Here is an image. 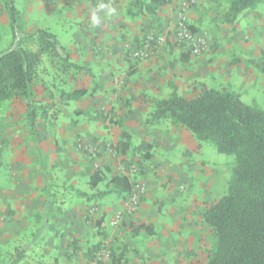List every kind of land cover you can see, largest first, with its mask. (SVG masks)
<instances>
[{
	"label": "crops",
	"instance_id": "obj_1",
	"mask_svg": "<svg viewBox=\"0 0 264 264\" xmlns=\"http://www.w3.org/2000/svg\"><path fill=\"white\" fill-rule=\"evenodd\" d=\"M25 1V7L29 12V24L26 30L33 32L40 27L50 28L56 34L59 43L68 49L69 61L75 65V67H68L64 73H73L72 77L74 78L83 77L81 73H86L91 75L93 82H95L89 86L90 90L83 85L71 91L60 92V99L69 105L71 103V123H75L79 116L88 117L96 122L100 120L104 129L112 131L110 134L115 142L119 139L121 127L105 120L106 113L102 119L101 116L97 117V114L94 115L91 111L92 108L99 107L97 102L104 94H118V100L113 101L106 112L109 110L115 112L122 123V127L130 133L132 143L135 142L134 139L136 138L140 142L145 140L151 144L152 142L165 144L167 139L164 132L176 133L179 128L168 121L166 127H161V123L152 126L144 125V120L154 109L156 100L168 97L174 90L180 95L192 96L204 86L233 91V87L246 84L252 76H258L257 71L253 72V69H257L258 72L260 69L253 60V58L260 56L256 44L251 43L247 38L243 39L242 34H235L236 27H233L235 31L232 28L233 32L228 33L227 27L231 22L224 20L219 22L217 20L218 22L203 27L204 24L208 23V20L202 17L204 12L198 4L185 8L180 0H166L165 3L158 5L153 13H149L145 9V5L150 4V0H139L140 3H136L135 0ZM110 7L114 8L115 11L109 15ZM2 9L5 10L4 14L3 12L1 14ZM93 12L100 17L99 25L91 23ZM181 13L190 28L205 36L208 41L207 50L200 55H190L185 46L175 42L173 38ZM6 24L9 26L8 14L3 1L0 0V25ZM54 26H57V29ZM255 28V25H250L252 31ZM147 32L164 33L166 43L153 49L145 59H132L129 55V47L140 45ZM62 33L68 37L62 39L60 37ZM224 36L226 37L224 38ZM228 46L229 49H227ZM44 55L42 59H44ZM248 65L251 66L250 69ZM72 67L75 69L73 72ZM64 73L59 72L60 75ZM262 75L264 76V74ZM79 88H86L88 91L82 95H73L70 99H65L62 96V94L70 93ZM38 98L40 99V97H35L37 102L40 101L45 107L43 101ZM15 99L22 100L24 103L22 97L11 100ZM89 100H91V106L86 104L82 107L72 104L80 101L88 103ZM89 111L92 115L87 114ZM45 118L43 123H47L50 127L56 124L55 120L54 122L49 120L47 113ZM40 123L42 122H38L36 119L35 127ZM50 127L38 128L37 131L34 128L33 139L27 143L35 150V164L29 168H18V176L13 179L15 186L6 187L0 177V214L2 216L6 212L9 219L8 222H1V225H5V229L0 228L5 234L10 233L9 237L18 234L20 228L21 230L25 229L26 223H28L26 220L30 216L38 222L33 230H29V233L33 234V239L37 234H77L82 226L78 196L87 199L106 198L107 202L116 196L117 199L112 206L108 204L103 206V209H106L105 212L109 214L115 207L118 208L126 204L123 199L126 195L125 192L121 194H113L112 192L103 195L96 194L98 191L110 190V177L106 178V181L103 180L98 183L94 188L89 185L90 164L82 153L74 149L73 145L76 132L72 131L75 129L80 134L82 126L67 132H63L62 129L59 132ZM83 132L85 131L83 130ZM11 133L14 136L15 131ZM180 133L183 135L184 130ZM60 134L62 136H59ZM83 137L89 139L88 135ZM134 145L136 144L134 143ZM13 148H17V146ZM57 149H59V153ZM17 152L19 158L16 154L13 155L11 157L12 164L17 163L18 167L19 163L26 161L29 165L26 157L22 155V150H17ZM46 154L48 155L46 156ZM149 154H151V150ZM58 161L60 162L56 166ZM100 161L107 166L112 163L110 158L104 159L102 157ZM45 163L47 164L46 167ZM41 164L45 169L40 167ZM157 166L155 169H151V165L146 163L143 167L141 178L147 184L145 197L149 195L147 177L156 174L158 171H166L170 174H174L175 170L179 171L176 166L166 168L161 163H158ZM84 179L87 182V189L80 187ZM106 186L108 187L106 188ZM67 197H69V202ZM18 200H20L19 204L16 203ZM146 201L147 198L141 202V204L144 203L143 206L134 215L127 217L125 221L129 222L130 227L133 223L152 224L151 233L141 230L151 237L146 239L143 245L138 246V248L132 247L129 250L120 248L114 252L116 257L121 256L120 264H163L166 257L164 251H167L166 254L170 256L175 250L182 252L187 250L188 237L176 234V238L173 239L170 232L174 228H178L188 234L189 230L185 225L188 223L184 216L194 215L192 211L193 200H191L190 210L181 218L179 217L173 227L160 220L151 204H146ZM174 205L177 204L170 203L169 214H180V211H177L179 207L176 208ZM102 215L104 226V210ZM20 218H22L21 222L19 221ZM158 239L161 240L160 243ZM21 251L24 252L22 257H25L27 248H21ZM14 262L19 263L17 253H15L10 264H15Z\"/></svg>",
	"mask_w": 264,
	"mask_h": 264
},
{
	"label": "rangeland",
	"instance_id": "obj_2",
	"mask_svg": "<svg viewBox=\"0 0 264 264\" xmlns=\"http://www.w3.org/2000/svg\"><path fill=\"white\" fill-rule=\"evenodd\" d=\"M20 1L15 0L17 8L22 13L20 15L21 19L19 18V25L23 30H26L29 24V12H27V7H25L26 1ZM230 1L195 0L185 8L197 4L201 6V10L204 12L202 17L208 20V23L204 24L203 27H207L209 24L218 22L217 20L219 22L223 21L222 13L228 8ZM180 2L187 4L186 0H180ZM2 12L4 14L5 10L2 9L1 14ZM7 24L0 25V49L6 48L11 41L10 26ZM186 24L188 25L187 21ZM251 24L256 27L254 31L250 29ZM57 26H54V28L57 29ZM233 27H236V31ZM227 28L228 33H232L234 30L235 34H242L243 39L247 38L251 43H255L260 51V56L253 58L258 69L260 68L259 72L257 69H253V72L257 71L258 76H252V78L250 76L251 79L246 84L236 83L239 85L233 87L232 90L240 96V99L244 103L264 110V76L262 75L264 74V0H260L256 6L244 10ZM148 36H152L156 40L162 37L163 40L159 41L158 46L166 43V35L164 33L147 32L140 45L129 47V55L132 59L142 60L148 57L139 58L134 55L135 51L145 44ZM60 37L63 39V37L68 36L62 33ZM227 49H229V46ZM55 63L56 61L52 62L47 55H44V59H42L40 64L39 77L34 84V96L36 98L40 97L38 99L43 101L42 103H44L45 107L42 106L40 101L35 102V119L42 123L36 127L34 124L33 128H36L37 131L38 128L45 129L47 126L50 127L47 123H43V119H46V112L49 120L53 122L55 120L56 124L50 128H54L56 131L60 132L62 129L63 132H67L82 126L80 128L81 135L75 129L72 131L76 132L73 145L74 149L82 153L86 161L89 162V172L91 173L97 168L106 167L108 168V171H106L107 178L112 175H125L131 182V190L125 192L126 198L124 197L123 199L126 201V204L118 208L115 207L111 214L105 212L106 209H103V206L106 204L112 206L117 199L116 196L112 197L110 202H107L106 198L87 199L78 196L82 224L80 231H78L79 234H37L35 239H33V234L29 233V230H33V227H36L38 222L31 216L26 220L28 222L26 223L27 225L25 224L26 228L22 230L20 228V232L13 234V236L9 237L10 233L7 235L0 228V264H10L15 253L20 252L21 248L24 247L27 248L26 256L19 258V263L15 264H90L92 259L90 260L87 252L91 248L94 249L92 262L99 260L104 264H110L112 253L118 251L120 248H126V250L132 247L138 248V246L143 245L146 239L151 237L143 231L137 235H133L134 232L129 222L125 221L127 217L134 215L143 206L144 203L141 204V202L146 198V204H151L156 216L171 227L176 225L179 217L181 218L183 214H187L190 210L191 200H193L194 207H192V211L194 215L189 214L184 216L189 225L185 224L187 230H189L188 234H185L186 232L178 228H174L170 232L173 239L176 238V234L188 237L187 250H184V253L175 250L170 256L166 254L167 251H164L166 257L163 260V264H168V262L170 264H204L214 246L215 236L209 226L203 221L201 213L204 206L225 193L234 163V156L218 152L210 141L198 140L190 131L178 126L176 128L179 129H177L178 132L176 133L164 132L167 139L165 144L152 142V156L149 160L144 159L142 154L136 149V146L140 143L136 138L127 154L122 158H118L114 151L116 142L110 134L112 131L104 129L100 120L97 123L93 119L84 116L77 117L76 124L74 122L72 124L70 118L71 103L69 105L59 97L60 92L71 91L83 85L87 86L86 88L90 90L89 86L95 83L91 75L81 73L83 77L79 74V78H74L72 77L73 73L65 74L60 69L59 63ZM69 66L71 67L68 64ZM248 67L249 69L251 68L250 65ZM71 69L72 72L75 70L74 67ZM59 72H63L64 74L60 75ZM196 88L198 89V87ZM118 97V94L115 95L114 93L102 95L97 102L99 107L92 108V114H97V117L101 116L103 119L107 109L113 101L118 100ZM26 102V99H24V103H22V100L18 101L17 99L8 100L0 107V177L6 187L15 186L13 179L18 176V168H29V166L31 167L35 164V150L27 143L33 139L32 134L34 129L30 128L31 111ZM72 104L82 107L86 104H90L91 106V100L88 103L80 101L77 103L73 102ZM81 119L82 121H80ZM166 123L167 121H163L161 127H166ZM98 130L103 132H99ZM182 130H184L183 135L180 133ZM12 131H15L14 136L11 133ZM85 135H88L89 139L84 138L83 136ZM59 136L62 135L60 134ZM189 136L192 137L190 138ZM14 146H17V148H13ZM64 148L66 149V147ZM11 150L14 151L12 152ZM17 150H22V155L26 157L29 165L26 161L19 163L18 167L17 163L12 164L11 157L13 155L16 154L19 158ZM57 152L59 153V149H57ZM102 157L104 159H111L112 163L110 166L100 161ZM59 162H56V166H58ZM146 163L151 165V169H155V167H158V163H161L166 168L176 166L179 171L175 170L174 174L158 171L156 174L147 177L149 181V195L145 197L147 184L141 178V173ZM44 165L45 167L47 166L46 163ZM40 167H43V164ZM43 169L45 168L43 167ZM86 183L84 179L80 187L87 189ZM133 194H138V203L135 207H133L131 201ZM19 201H16V203ZM67 201L69 202V197H67ZM171 202L177 204L174 207H179L177 211H180V214H169ZM103 210L105 213V224L102 228H98L95 221L102 216ZM8 221L6 212L2 216L0 214V227L5 229V225H1V222ZM19 221L21 222L22 218ZM101 230H104L106 234L105 238L102 237ZM157 234H160V232H157ZM158 241L160 243L161 240L158 239Z\"/></svg>",
	"mask_w": 264,
	"mask_h": 264
},
{
	"label": "trees",
	"instance_id": "obj_3",
	"mask_svg": "<svg viewBox=\"0 0 264 264\" xmlns=\"http://www.w3.org/2000/svg\"><path fill=\"white\" fill-rule=\"evenodd\" d=\"M3 1L11 41L6 48L0 49V107L14 98L26 99L31 111L30 128H33L37 101L33 85L39 75L42 56L45 54L52 62H58L63 71L68 64L75 65L69 61L68 49L59 43L50 28L40 27L33 32L23 30L19 25L20 11L15 0ZM259 1L231 0L222 13V20L233 23L239 14L256 6ZM135 2L140 3L139 0ZM165 2L150 0L145 9L153 13L158 5ZM87 91L86 88H79L62 96L70 99ZM87 114L92 115L90 111ZM105 120L121 127L114 151L117 157L122 158L132 147L131 135L122 127L113 110L106 112ZM163 121L190 131L198 140L210 141L220 153L234 156L225 193L204 206L201 213L203 221L215 236L214 246L204 264H264V110L244 103L233 91L204 86L192 96L180 95L174 90L168 97L156 100L144 125L152 126ZM151 148L152 144L145 140L136 146L144 159L151 157ZM106 171V167L93 170L89 185L94 188L105 180ZM109 187L110 190L96 194L128 192L131 182L125 175H112ZM95 224L98 228L103 227V215ZM131 228L134 233L141 230L151 233L153 225L133 223ZM100 233L103 238L106 237L104 230ZM93 252V248L87 252L90 260H93ZM23 253L18 252L17 258H21ZM111 256L110 264H120L121 256L116 257L114 253ZM92 260L90 264H102Z\"/></svg>",
	"mask_w": 264,
	"mask_h": 264
},
{
	"label": "built area",
	"instance_id": "obj_4",
	"mask_svg": "<svg viewBox=\"0 0 264 264\" xmlns=\"http://www.w3.org/2000/svg\"><path fill=\"white\" fill-rule=\"evenodd\" d=\"M195 0H186L187 4H183L186 7L188 4H191ZM182 14V13H181ZM179 15L173 38L175 42L185 46L187 52L190 55L197 56L202 54L207 49V40L205 36L200 35L199 33L192 30L187 24L184 15ZM159 39V40H158ZM154 39L152 36H148L145 40V44L138 48L134 55L139 58H144L150 55L151 51L158 46V44L163 40V38ZM160 41V42H159ZM132 205L135 207L138 203V194H133L131 197ZM130 208H132L130 206ZM99 261V260H95ZM101 262V261H100ZM102 263V262H101ZM104 264V263H102Z\"/></svg>",
	"mask_w": 264,
	"mask_h": 264
},
{
	"label": "clouds",
	"instance_id": "obj_5",
	"mask_svg": "<svg viewBox=\"0 0 264 264\" xmlns=\"http://www.w3.org/2000/svg\"><path fill=\"white\" fill-rule=\"evenodd\" d=\"M101 7H104V5H101ZM114 11H115V9L110 7L109 15L111 13H113ZM91 23L93 25H99V23H100V17L95 12H93L92 15H91Z\"/></svg>",
	"mask_w": 264,
	"mask_h": 264
}]
</instances>
